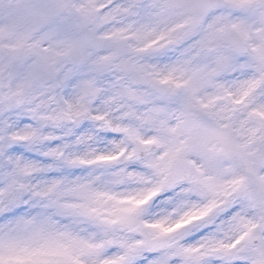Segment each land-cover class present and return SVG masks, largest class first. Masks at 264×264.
I'll return each instance as SVG.
<instances>
[{"label":"snow or ice","instance_id":"obj_1","mask_svg":"<svg viewBox=\"0 0 264 264\" xmlns=\"http://www.w3.org/2000/svg\"><path fill=\"white\" fill-rule=\"evenodd\" d=\"M0 264H264V0H0Z\"/></svg>","mask_w":264,"mask_h":264}]
</instances>
